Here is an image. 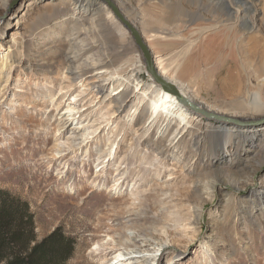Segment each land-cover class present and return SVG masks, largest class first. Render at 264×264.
<instances>
[{"label": "rangeland", "instance_id": "374dc122", "mask_svg": "<svg viewBox=\"0 0 264 264\" xmlns=\"http://www.w3.org/2000/svg\"><path fill=\"white\" fill-rule=\"evenodd\" d=\"M47 1L0 0V190L27 202L34 242L56 232L70 239L57 264H126L119 252L154 255L149 264H264V157L232 160L250 142L264 150L262 139L252 141V128L264 133V111L250 104L254 93L264 104V0H252L256 11L240 27L248 21L254 27L241 31L239 44L233 31L211 30L251 0H112L153 62L154 55L190 45L184 60L195 63L199 101L210 107L198 108L212 114L193 112L203 123L196 149L188 136L172 141L171 131L158 140L163 116L150 122L153 115L142 119L146 110L138 115L142 90L160 86L106 4L94 30L102 51L116 68L135 57L143 62V86L129 84L121 107L114 102L125 83L119 86L120 74L96 94L83 81L90 73L79 80L69 71L75 17L63 5L47 11ZM152 2L160 17L163 5L171 7L170 22L183 28L154 24L163 34L150 44L141 32L150 26L145 9ZM229 67L225 77L236 78L235 96L209 88ZM230 163L233 171L221 170Z\"/></svg>", "mask_w": 264, "mask_h": 264}, {"label": "bare ground", "instance_id": "6f19581e", "mask_svg": "<svg viewBox=\"0 0 264 264\" xmlns=\"http://www.w3.org/2000/svg\"><path fill=\"white\" fill-rule=\"evenodd\" d=\"M102 1L103 2L94 5L92 4L91 0H48L45 3V6L47 7V11H52L55 6L63 5L68 14H71L75 17V20H73L74 27L68 30V36L71 37L69 51L66 53V59H68V63L70 64V67L68 66L69 71H71L79 80L83 79L84 74L90 73V77L86 80L83 79V81H86V84L90 85L89 87L93 88L96 94L105 89V84H103L104 82L110 83L114 74H120L122 80L119 83V86H121L124 82L125 83L123 84V87L121 89L122 92L118 94L116 98H114V102L117 107H121L125 99L124 97L127 96L126 90L129 84H133L135 86L139 85V90L143 86L139 82L140 71L142 69L143 62H141L138 57H135L134 59H129L124 65L116 68L114 67V62L110 60V57L106 52H104L105 50L102 51L103 45L101 41L94 38V30L95 27H97V23L103 24L106 18L105 14L107 13V7L105 6V4L107 5V3L104 0ZM204 1L212 2V0ZM152 4V6H149L147 9H145V12L147 14L146 16L150 18V20L146 23L150 26H148V30L143 31V33L141 32V34L148 38L150 44L153 41L152 39L154 35L159 36L160 34H163V32L156 28L154 24H161L162 22V27H168L171 30L183 28L181 26H174L170 22L172 14L171 7L163 5V7L167 11L164 10L162 12L166 14V16L160 17L157 16V14L155 15V12H157L158 9L154 4L157 3L152 2ZM246 4H248V6H246L247 8H238L232 12L229 22L224 24L222 21H220L219 23H217V27L213 28L211 31L219 33L220 30H231L234 32L233 34L236 35H234L236 43L239 44V42H241V39L243 38L242 35H244L241 34V31H244L246 29L247 31L251 32L254 27L252 21L247 22L248 26L246 28L241 29L240 27L241 21L245 20L250 13L253 14L256 11V8H254L255 3L253 1L251 3L247 2ZM249 10L251 11L250 13L248 12ZM86 24L90 26V28L87 29L89 30L88 32L86 31L85 27ZM141 25H145V22L142 21ZM238 28L239 30H237ZM206 32L207 31H204L200 34L201 40L205 38ZM222 35L223 34L211 36L208 40H215ZM15 42V39H12V45L15 44ZM189 47L190 45H186L182 48H172L173 50L170 49L167 55H154L153 63L157 73L165 80L173 83L183 97L190 100L191 103H194L197 108L202 107L206 109L208 108L209 110L210 107L208 105L206 106L199 101L200 92L198 85H196V79L198 77L192 75V72L195 68V63L192 60H184L185 56L188 53ZM71 65L74 66L75 70L72 69ZM228 72H230V67L227 69L226 73L221 77V79H217L215 84L210 85L209 88L213 89L214 91H217L216 89L220 90V92L224 96H235L236 93L239 92L234 83L237 80L235 77L232 78L231 74H228L225 77ZM257 92H262V85L258 87ZM142 93L144 94V99H141V101H139L138 115H143V111L146 110V113H144L142 119H144L148 114H150L151 116L153 115L150 122L154 118H156L158 114L159 116H163V122L165 123H162L163 125L161 124L156 130V133L158 134V140H164L171 131L173 135L175 133L172 141L176 140L179 137L176 140V142L179 143L186 136H188L186 142H189V145L196 149L200 141V135L198 134V131L202 130L203 123L200 120L199 116L196 115V113L194 114L193 112L202 111L199 108V110L192 109L176 96L163 91L161 86L160 89L157 90L151 89V86H147L144 90H142ZM250 104L252 105V111H264V104L258 100V94H253ZM147 108L150 109V111H148ZM202 110L206 111L204 109ZM173 126H175L174 130L172 128ZM226 129L227 131H233L231 130L232 128ZM256 130H258V132ZM252 131V141L253 139L260 138L264 142V133H260L258 127L252 128ZM251 143L253 142H250V146L248 149L244 151L240 150L239 152H234V158H232V160L236 159L240 155H245L249 159L264 157V150L256 149L253 146L251 147ZM233 163L225 165L221 168V170L227 172L233 171L235 167L233 166ZM114 251L112 249L107 254H104V256L111 255ZM100 254L102 255L103 253ZM118 256L122 257H120L121 259L118 260L125 261L126 259V264H149V261L154 260V255H130V252H127L126 254H122L119 252Z\"/></svg>", "mask_w": 264, "mask_h": 264}, {"label": "trees", "instance_id": "16d2710c", "mask_svg": "<svg viewBox=\"0 0 264 264\" xmlns=\"http://www.w3.org/2000/svg\"><path fill=\"white\" fill-rule=\"evenodd\" d=\"M33 214L19 195L0 190V264H57L72 245L57 232L34 242Z\"/></svg>", "mask_w": 264, "mask_h": 264}, {"label": "water", "instance_id": "95a60500", "mask_svg": "<svg viewBox=\"0 0 264 264\" xmlns=\"http://www.w3.org/2000/svg\"><path fill=\"white\" fill-rule=\"evenodd\" d=\"M104 1L107 3V5L112 10V13L115 16V18L125 27V29H127L130 32L134 43L136 44L138 50L140 51V53L142 55L146 72L154 79V81L157 84H159L161 86L163 91L176 96L177 98L182 100L184 103H186L192 109L199 110L196 105L191 103L190 100L186 99L185 97H183L179 93V91L177 90V88L175 87V85L173 83L165 80L163 77H161L157 73L155 66H154V63H153L151 52H150L149 48L147 47V45L145 44V42L143 41V39H142L139 31L137 30V28H135L126 19V17L121 13L119 8L115 5V3L112 0H104ZM203 113L207 116L212 115L209 112H207V113L203 112Z\"/></svg>", "mask_w": 264, "mask_h": 264}]
</instances>
